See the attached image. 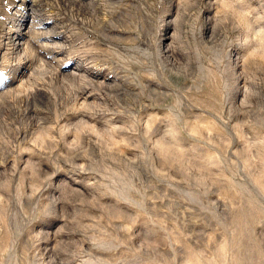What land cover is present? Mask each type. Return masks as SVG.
Masks as SVG:
<instances>
[{
	"label": "rangeland",
	"instance_id": "1",
	"mask_svg": "<svg viewBox=\"0 0 264 264\" xmlns=\"http://www.w3.org/2000/svg\"><path fill=\"white\" fill-rule=\"evenodd\" d=\"M108 9L114 10L111 27L100 21ZM247 12L264 13V0L239 5L234 0H0V95L14 88L27 91L41 60L46 66L63 61L62 74L79 70V58L69 60L65 51L51 46L69 43L74 31L82 35L73 40L95 41L100 50L110 47L123 57L121 63L131 59L124 49L138 41L148 40L151 49L142 55L154 57L130 64L131 73L119 64L106 69L109 75L97 86H106L111 96L109 123L73 128L63 136L70 142L79 131L110 139L109 179L95 172L87 177L111 186L91 209L92 219L64 237L59 253L54 236L62 220L36 218L33 226L45 232L34 248L25 235L15 234H5L0 247L13 248L20 264L25 258L29 264H52L54 255L56 264H264V102L257 98V85L245 87L256 79L247 72L249 52L264 47V38L245 42ZM228 16L232 28L224 38L213 29ZM97 24L95 32L87 30ZM177 49L183 63L159 55ZM214 54L239 71L234 99L221 100L216 91ZM99 99L89 93L80 102ZM34 109V104L31 111L20 105L5 130L10 143L0 145L7 161L0 179L13 162L20 169L31 160L53 170L43 151L50 139L37 128ZM76 120L68 112L60 124L70 127ZM21 124L25 130L16 135L12 128ZM17 144L36 155L15 151ZM81 178L61 171L54 181L67 180L87 191L76 183Z\"/></svg>",
	"mask_w": 264,
	"mask_h": 264
},
{
	"label": "clouds",
	"instance_id": "2",
	"mask_svg": "<svg viewBox=\"0 0 264 264\" xmlns=\"http://www.w3.org/2000/svg\"><path fill=\"white\" fill-rule=\"evenodd\" d=\"M74 2L78 3L79 0H74ZM222 2L227 3V0H222ZM234 3L239 5L244 3V0H234ZM112 11L114 10L108 9L100 17V21L110 27L112 26L110 15ZM244 15L247 28L245 42L252 44L264 38V13L253 15L247 12ZM82 23L87 26L90 21L85 19ZM99 26L97 24L87 30L95 32ZM132 28L136 30L135 25ZM231 28L232 19L228 16L218 19L213 31H219L221 36L226 38ZM139 30L146 31L142 26ZM79 35L82 34L74 31L70 35L69 43L51 45L55 50L65 51L69 60L76 61V58H79V70L72 71L71 75L62 74L58 68L63 61L46 66L41 60L32 70L33 80L27 85V91L21 89L18 93L14 88L12 92L0 95V145L10 143L5 130L14 123L15 113L20 105H27L31 111L34 104L39 121L37 128L43 129L45 138L50 139V143L43 151L50 168L53 169L52 171L42 170L31 160L20 169L19 165L13 162L11 172L4 179H0V239L5 234L25 235L31 241V247L34 248L45 230L37 231L33 226V221L36 218L62 220L63 224L54 236L56 253L63 251L64 237L71 235L86 220L92 219L91 209L98 207L101 198L111 187L103 182L109 179L108 174L111 172V169L105 167V162L112 159L110 139L102 135L93 139L87 132L81 134L77 131L75 138L68 142L63 139L64 134L72 132L73 128L96 129L98 124L109 123L108 118L112 109L106 101L111 99V96L104 90L106 86H97V81L109 75L106 69H110L112 64H119L126 72L131 73L130 64H145L149 59L154 60L151 55H142L151 49L148 40L143 43L138 41L131 48H125V55L131 59L121 63L123 57L113 52L110 47L100 50L95 46V41L73 40V37ZM150 38L151 34H149ZM144 44H148V48H145ZM137 48L140 49V53H137ZM253 53H255L254 56ZM159 55L172 64L184 62L179 49L170 50L167 55L161 50ZM138 56L139 59H137ZM211 61V75L220 99L224 100L229 95L234 99L241 86L237 67L233 63L220 60L215 54L211 57ZM247 72L254 74L256 79L248 80L245 87L257 85L260 89L257 98L260 102H264V47H253L249 52ZM9 85L11 86V80ZM3 91L0 89V92ZM40 92L46 95L39 96ZM89 93L100 97L99 101L81 103L80 101ZM41 112L44 113L43 116H40ZM68 112L76 115L77 120L72 126L65 127L60 124V119ZM4 113L8 114V118ZM24 130L22 124L12 128L16 135ZM57 133L59 135H55ZM61 144L63 148L58 147ZM14 150L32 151V154L36 155L33 150L21 149L18 144L15 145ZM6 162L3 154H0V167L5 166ZM116 162L113 159V163ZM129 163L135 164L136 161L132 159ZM63 165H67V168ZM61 171L81 176L82 178L76 180V183H81L87 191L74 187L67 180L55 182L54 177ZM93 172L102 175L103 181L87 178ZM47 235L48 238H53L52 233L49 232ZM56 259L54 255L52 264H56ZM0 264H20V259L13 248L5 251L0 247ZM24 264H29L26 258Z\"/></svg>",
	"mask_w": 264,
	"mask_h": 264
}]
</instances>
